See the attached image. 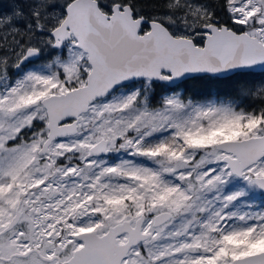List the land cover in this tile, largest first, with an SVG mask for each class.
Returning <instances> with one entry per match:
<instances>
[{"label":"snow or ice","instance_id":"obj_1","mask_svg":"<svg viewBox=\"0 0 264 264\" xmlns=\"http://www.w3.org/2000/svg\"><path fill=\"white\" fill-rule=\"evenodd\" d=\"M0 264H264V0L0 4Z\"/></svg>","mask_w":264,"mask_h":264},{"label":"trees","instance_id":"obj_2","mask_svg":"<svg viewBox=\"0 0 264 264\" xmlns=\"http://www.w3.org/2000/svg\"><path fill=\"white\" fill-rule=\"evenodd\" d=\"M6 3V0H0V4Z\"/></svg>","mask_w":264,"mask_h":264}]
</instances>
